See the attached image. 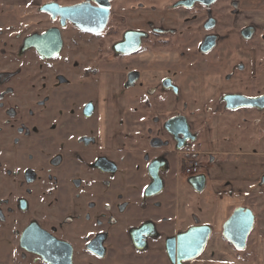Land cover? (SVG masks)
I'll use <instances>...</instances> for the list:
<instances>
[{"label": "flooded vegetation", "instance_id": "af4514ba", "mask_svg": "<svg viewBox=\"0 0 264 264\" xmlns=\"http://www.w3.org/2000/svg\"><path fill=\"white\" fill-rule=\"evenodd\" d=\"M210 1L0 0V189L3 192L13 178L18 179L20 189L12 183V190L21 192L17 207L25 213L31 204L23 192H31V186L38 183L40 194L42 188L54 197L52 206L59 218L57 226L46 221L27 223L18 241L24 256L49 264L21 246L22 234L31 226L68 243L72 264H133L132 258L125 259L133 257L131 248L142 250L150 240L158 246V254L151 257L153 264H192L206 255L215 214L209 222L193 215L192 224L185 230L176 225L175 233L174 221L167 215L174 177L182 174L184 159L190 155L199 159L198 174H183L188 179L204 174L206 188L205 163L212 157L197 148L191 150L199 142L198 131L186 117L187 103L176 110L173 102L180 103L187 92L183 85L189 84L188 93L214 99L208 110L217 115L250 109L264 113V108H227L231 95L264 96L263 91L252 92L255 86L264 90V57L258 58L264 52V13H259L261 17L249 12L255 7L248 0H229L232 18L225 22L233 35L227 40L218 31L224 23L217 18L220 8L214 7L218 0L207 4ZM67 7L77 10L67 15L84 20L90 29H102L84 30L78 22L63 20L57 11ZM39 15L47 24L29 32L31 18ZM68 31L71 40L66 37ZM57 32L60 45L53 39ZM31 37L36 42H30ZM67 40L73 55L62 61ZM78 65L80 73L74 79L71 66ZM49 72L52 77H47ZM139 82L146 90L133 94L134 99L127 97L125 91ZM31 90L37 95L30 96ZM156 109L166 116L160 135H153L149 120ZM135 113L147 116L151 124L143 128L145 135L138 136L144 139L147 133L149 144L133 138L140 124L134 132L128 125L132 134L127 133V116ZM182 116L193 139L173 135L165 127L169 120ZM41 130L51 131L54 140L42 141ZM31 132L38 137L27 139ZM165 147L171 149L157 150ZM154 161L160 164L163 188L147 196L153 183L149 167ZM162 192L164 196L155 199ZM252 211L255 221L246 247L237 249L230 243L240 251V260L263 264L264 254L259 260L250 255L249 242L259 222L258 213ZM199 225L211 227L203 252L173 263L167 239Z\"/></svg>", "mask_w": 264, "mask_h": 264}, {"label": "rangeland", "instance_id": "374dc122", "mask_svg": "<svg viewBox=\"0 0 264 264\" xmlns=\"http://www.w3.org/2000/svg\"><path fill=\"white\" fill-rule=\"evenodd\" d=\"M228 1L229 0H218L214 5V7L220 8L221 13L217 15V18L218 19L221 18L222 21H224L221 27H219L218 31H220L227 40H230L233 34L231 31L227 32L230 29L229 26L226 27V22H230L229 18H232L231 16L232 13L229 12L230 7H232V5L228 4ZM248 2L250 6L255 7L249 12L253 13L255 16H261L259 15V13L261 12L264 13V0H248ZM39 16L40 18H33V17L31 18L32 23L29 27V32H32L34 29L41 28V26L44 25V23L47 24L48 21L43 20L42 15ZM72 36L73 35L71 31H68L66 33V37L68 39L71 40ZM71 54L73 55L72 43L71 41L67 40L66 51L63 53L61 60L64 61V58L72 56ZM262 57H264V52L258 53V58H262ZM247 67L248 65L246 63V68ZM80 69L81 68L79 65L76 68L71 66L72 75H74L73 76L74 79L78 78ZM52 76L53 73L50 72L47 75V77H52ZM142 90L144 91L146 90V88L141 82H139L131 89H127L125 93L127 97L130 96L132 99H134L135 93H137L138 91L142 92ZM262 91L264 93V90L262 88H258L257 86L253 87L252 89L253 94H259V92ZM29 93L30 96L37 95L34 93L33 90H31ZM38 96L41 98V100H43V96L41 93L38 94ZM50 103L51 102H47V104ZM42 109L43 108H41V110ZM252 112L256 114L261 113L256 110H252ZM164 117L166 116L164 114H161L157 109L154 110L149 119L153 123V125H151L149 124V120H147V116L144 117L141 115L136 117V113L132 115L130 114L129 116H127V133L132 134L129 131L128 125H131L130 130L134 132L135 130L140 129V127L137 128V126L140 124L141 130H139L137 134L133 135V138H136L135 139L136 141L141 140L140 141L141 144H149V138H147L149 136L147 133H146V138L144 137V139H139L138 136L140 134L145 135L143 128H145V125L147 126L148 124L151 125L152 128H154L153 135L156 134L160 135L163 126ZM136 121H139V123L137 124ZM41 126H43V123H41ZM46 126L48 125L46 124ZM37 137H38L37 132H31L27 136V139L33 140L36 139ZM41 139L42 141L54 140V135H52L51 131L41 130ZM48 146L49 144H47L46 147L44 146V148H47ZM192 147L193 148L191 150L196 149L197 142L193 143ZM170 149L171 147H165V148H159L157 150L160 152L161 151L164 152ZM254 149L258 150V146H256ZM169 152L173 154V151H169ZM47 154H50V152H47ZM201 160L205 161V159L202 158ZM143 167L144 168L142 173H144L146 169V165H144ZM218 169L221 170L222 166H219ZM204 172L206 173V170H204ZM209 182H207V187L202 192H196L189 186L188 177L183 174V171L181 175L174 177V185H173L174 190H171L173 195V201H172L171 209L167 213V215L170 216L174 221L171 228L174 233L177 232L176 230L174 231V227H176V225H179V230L180 229L185 230L190 224H192L191 218L193 215L198 216L202 222L211 221V219L213 218L216 212L214 209L216 202V197H215L216 195L213 193V189H212L213 183L210 184ZM12 183L16 185L17 189H20L18 179L16 178H13L11 184L8 187H6L3 192H1L0 189V264H41L39 260H34L35 257L32 255L24 256L22 254L23 251L21 250V247H19L18 245V241L21 231L31 220H36L38 222L46 221V224H53L57 226V220H59V218L57 217L56 209H54L52 206V204L54 205V197L47 190L42 191V188L40 194L38 188L39 185L38 183H36L33 186H31L30 188L31 192H27V193L23 192L24 196L28 198L31 205H30V209L27 212L22 213L17 207V199L19 198L17 196L18 194H21V192H17V190H14L16 192H13ZM42 186L43 185L41 184V187ZM0 188H2L1 184H0ZM165 191H166V186H165ZM163 196H164V192H162V194H160L155 199H161ZM263 203L264 200L260 202V200H256L255 197H252L251 199L247 200V205L255 209L256 213L258 214L259 212H261L259 211L260 210L259 207H261L262 206L261 204ZM224 213L225 212L223 211L219 212L220 219L223 218ZM262 214L264 215V209L262 210ZM260 219L264 220V217ZM257 234H258V229H255V231H253V235L251 234L252 236L249 243H250V251H252L250 255L253 254L257 258V260H259V258L261 257L263 258L264 242L261 244L256 239L258 236ZM161 237L164 238V236ZM157 248L158 246H156V243L150 240L148 242L147 247L142 250H138L134 247L131 248V250L134 251L133 257L130 256V257H126L125 259L127 260L129 258H132L134 260L133 264H153L151 257L158 254ZM238 253H240V251ZM245 253L246 252H244V254ZM147 256H149V258H147ZM262 261L264 264V258Z\"/></svg>", "mask_w": 264, "mask_h": 264}, {"label": "crops", "instance_id": "0c3cea01", "mask_svg": "<svg viewBox=\"0 0 264 264\" xmlns=\"http://www.w3.org/2000/svg\"><path fill=\"white\" fill-rule=\"evenodd\" d=\"M183 86L186 95L179 104L173 102V105L176 110L185 103L188 105L186 117L199 134L197 150L212 156L205 163V170L216 195L214 231L207 253L192 264H250L239 259L238 252L223 236V225L233 209L246 206L248 199L264 200V184H261L264 175V113L237 110L217 115L208 110L215 104L212 97L202 96L199 92L188 93L189 84ZM209 88L211 90V85ZM256 146L258 150L254 149ZM219 166H222L221 170ZM261 205L255 229H258L257 238L262 244L264 220L260 218L264 217V203ZM220 211L225 212L222 219Z\"/></svg>", "mask_w": 264, "mask_h": 264}, {"label": "water", "instance_id": "95a60500", "mask_svg": "<svg viewBox=\"0 0 264 264\" xmlns=\"http://www.w3.org/2000/svg\"><path fill=\"white\" fill-rule=\"evenodd\" d=\"M211 0L209 3H212ZM49 11L53 10L46 8ZM57 13H60L62 19H69L73 22H78L79 26L84 30L100 31L102 27L90 29L88 23L84 20L74 19L68 13L76 12L73 7L58 8ZM67 17V18H66ZM58 39V45L61 44L60 35L54 33L53 39ZM36 37H31L30 42H36ZM210 45V43H208ZM211 44V48L213 47ZM208 48L205 51H209ZM227 108L231 110L241 107L249 108H264V96L258 98H247L242 95H231L227 97ZM166 129L173 135H184L185 139L191 138L187 119L185 117H175L169 120ZM154 144H160V141H155ZM162 164V163H161ZM160 164L154 161L149 167V174L153 179V183L149 186L146 195L150 196L160 192L163 188V182L159 175ZM189 184L197 191L201 192L205 188L206 176L201 174L188 179ZM154 187V188H153ZM255 215L249 208L238 207L223 225V236L231 242L237 249L246 247L247 238L253 229ZM211 235V227L208 225H199L190 227L186 232L180 233L175 237L168 238L166 241V250L174 263L176 259L179 261L191 260L196 258L204 250L205 245ZM143 239V237H141ZM137 241V240H136ZM138 243V242H137ZM21 246L28 252L42 256L49 264H72V247L65 242L58 241L49 234L41 230L39 227L31 226L27 228L21 237ZM138 246H141L138 244Z\"/></svg>", "mask_w": 264, "mask_h": 264}, {"label": "built area", "instance_id": "2783aa9c", "mask_svg": "<svg viewBox=\"0 0 264 264\" xmlns=\"http://www.w3.org/2000/svg\"><path fill=\"white\" fill-rule=\"evenodd\" d=\"M201 169L200 161L194 155H190L184 159L183 171L185 175H196Z\"/></svg>", "mask_w": 264, "mask_h": 264}, {"label": "trees", "instance_id": "16d2710c", "mask_svg": "<svg viewBox=\"0 0 264 264\" xmlns=\"http://www.w3.org/2000/svg\"><path fill=\"white\" fill-rule=\"evenodd\" d=\"M261 184H264V177H263V179H261Z\"/></svg>", "mask_w": 264, "mask_h": 264}]
</instances>
